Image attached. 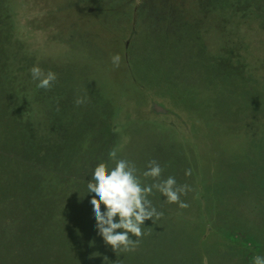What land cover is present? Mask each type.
Instances as JSON below:
<instances>
[{
  "label": "rangeland",
  "instance_id": "obj_1",
  "mask_svg": "<svg viewBox=\"0 0 264 264\" xmlns=\"http://www.w3.org/2000/svg\"><path fill=\"white\" fill-rule=\"evenodd\" d=\"M135 1L139 6L138 2L144 0H0V94L15 101L12 108L19 103L16 110L21 114L27 109L35 114V120L38 116L49 115L52 125L42 127L64 130L59 136L66 139V142L61 141L68 143L64 145L68 149L67 160H64L61 145L58 151L51 150L52 154L55 153L51 157L57 170L52 166L51 171L47 168L49 152L43 141H36L30 151L24 149L23 162L17 160L16 167L21 172L28 168L27 161L35 162L34 167L41 166L43 171L31 176L38 183H51L52 193L39 190L37 204L41 205V199L46 198L50 202L49 208L59 211L57 213L62 216L66 199L64 196L61 200L60 193L73 196L71 193L78 189L79 180L90 177L98 164L112 166L109 151L115 149L121 158L133 161L138 173L146 170L149 161L155 160L163 169L161 179L173 176L178 185L190 186L191 191L181 197L188 207L168 205L171 206L167 210L172 214L171 221L161 220L159 224L146 221L145 234L134 251H113L106 245L108 256L101 258L99 264H152V258L161 259L155 255L158 249L150 252L147 247L157 239L163 247L179 252V255L172 256L173 262L170 259L166 264H251V257L264 255V216L253 222L246 218L251 212L247 209L239 212L233 203L222 198L214 209L207 201L209 214L204 220L199 215V204L194 200L198 173L207 178L209 194L218 189L214 182L220 178L229 179L236 186L264 189L255 165L250 163L251 166L245 167L244 160L239 157L246 151L244 140L247 137H242L245 133L236 128L225 135L227 132L222 133L216 126L215 131L211 129L214 133H207L210 150L202 141L203 134L195 136L200 138L201 151L204 152L203 157L196 159L194 148L189 145H193V141L188 143L183 133L178 135L183 129L178 128V131L173 127L171 117L165 115L154 119L147 111V87L159 95L167 94L161 91L160 80L176 82L177 78L190 84L187 86L189 96L191 93L196 96V88L202 83L200 74L196 73L199 67L209 70L208 75L215 62H232L234 54L238 55L234 59L239 62L236 64H243L244 51L255 43L253 28L243 11L244 3L242 0H152L157 12L148 14L144 10L146 15L143 17L135 12ZM228 5L234 6L227 16L223 9ZM156 14L162 28L165 24L177 25L163 44L156 38ZM14 17L17 22L24 21L25 35L15 28ZM145 25L154 28L147 35L141 34ZM134 29L139 31L135 33ZM114 54L121 56L119 67H114L111 62ZM158 63L161 67L157 66ZM34 65L45 72L57 73L58 79L50 89L37 88L29 71ZM191 67L195 68L192 72ZM238 68L243 69V66ZM11 93L17 96L12 97ZM176 93L180 94L179 91ZM78 98L85 102L77 105ZM185 98L183 96L184 101H189ZM183 106L187 107L186 102ZM257 137L253 133L251 140L256 142ZM37 150L39 153L44 151L45 156L34 154ZM207 151L211 152L210 160L206 158ZM220 151L226 154V157L222 156L223 163L218 154ZM252 152L250 159L255 162V150ZM68 166L72 168L69 175L64 172ZM141 179L144 178L141 176ZM146 182L152 183V180L149 178ZM27 189L34 192L30 185ZM83 197L87 198L79 205L69 203L78 228L83 225L84 217H87L88 224L95 223L89 208L91 196L83 192ZM163 198L155 190L149 197L158 211L164 209L160 201ZM77 227L72 230L73 236L78 234ZM54 233L60 239L55 255L67 264L64 248L66 240L70 239L60 229H55ZM20 247H25L24 242ZM50 254L52 256L53 252ZM27 255L29 253L25 252L24 258ZM160 256L163 257V253ZM29 259L33 258L27 261Z\"/></svg>",
  "mask_w": 264,
  "mask_h": 264
},
{
  "label": "trees",
  "instance_id": "obj_2",
  "mask_svg": "<svg viewBox=\"0 0 264 264\" xmlns=\"http://www.w3.org/2000/svg\"><path fill=\"white\" fill-rule=\"evenodd\" d=\"M242 2L244 3L243 11H245L246 20L253 28L252 34L255 40L254 45L249 49L246 48L244 51L242 57L245 61L242 62L243 64H236L239 63L234 60L236 59L235 57H238L236 54L233 55L234 59H231L232 62H229V60L222 61V63L219 62L220 64H216L215 62V65L211 68V73H208V75L211 76L210 78L207 75L209 70H206L205 67H199L196 73L200 74L199 78H201L202 83L196 88V96H194L193 93L189 96L187 86L190 84L178 81L176 76V82L160 80L159 84L162 86L161 91H165L167 94L159 95L155 92L156 90L147 87L149 89L147 93L149 97L147 111L154 119H158L165 115L171 117L173 120L170 121L172 126H175L178 131V128L183 129V132L178 135L180 136L183 133L182 136L185 135L188 143L193 141V145H189L191 147L193 146V154L196 159L203 157L202 154L204 152L201 151L203 146H201L202 142L200 138L196 139L195 136L201 137L203 134L202 141L206 142V147H209L210 150V140L208 139L207 133L212 132L211 129L215 131L216 126H218L222 133L227 132L225 133L226 135L231 133L233 129L239 128L241 132L245 133L244 135L242 133V137H247L245 138L246 141L244 140L246 143V151L244 150V153L239 157L241 161L244 160L243 164L245 163V167L251 166L250 163L255 165L256 173L258 171V175L261 174L259 179H261L263 185L264 0H242ZM136 5L137 3L135 1V12L137 14H142L143 17L146 15L143 13L144 10L148 14L150 11L157 12L158 10L152 0H144L141 3L138 2L139 6ZM233 6L234 5H228L223 9L227 16L231 12ZM159 12L162 14L164 13L162 11ZM158 18V14H156L154 17L156 21V23H154V28L157 29L155 32L158 42L163 44L165 40L170 37L169 33H173L174 29H176L174 26L177 27V25L171 26L165 24L163 26L164 28H162L163 24H160L161 21H157ZM13 19L15 21V28L25 35L27 28L25 25L23 27L24 21L19 18L20 22H17L16 17ZM17 24L20 25V28ZM248 27L250 29L249 25ZM154 28L150 26L147 28V25H145V30L142 29L141 34L147 35L152 32ZM138 31L139 30L134 29L135 33ZM160 64L161 63H158L157 66L161 67ZM221 65L222 68H220ZM215 66L216 69H214ZM239 66H243V69L238 68ZM194 70L195 68L191 67L190 72ZM15 83L17 84V82ZM17 85L19 86V83ZM4 90L8 92V89ZM166 90H169V92ZM146 91L148 90L146 89ZM176 91H179L180 94L176 93ZM10 96L13 97L17 95L11 93ZM183 96L186 97L185 99L188 98L189 101H184ZM5 98L4 95L1 96L0 94V264H27V262L31 264L32 260L33 264H63L56 256L57 244L60 239L55 235V229L64 231V236L70 239L66 240L65 244L67 246L64 248L66 250L65 257L67 259L66 261H68L67 264H99L101 258L108 256L107 253H105L106 244L97 234L94 225L88 224L87 217H84L83 225H80V228L76 226L77 223L72 218V213H70L73 211L71 210L72 207L70 208L69 206L70 201L73 206H76L79 205L84 198H87H82V194L86 192V189L83 187L86 186L90 177L86 176L79 180L80 184L78 189L76 188V190L73 191L75 194L71 193L73 196L67 195L69 194L67 192L60 193L59 196L61 200L64 196L66 199L63 212L65 214L61 216L57 213L59 211H54V209L49 208L50 202L46 201V198L41 199L43 202H41V205L37 204L39 200V190H49L52 193L50 189L51 183H38L39 181L36 180L34 176H31L34 173L43 171L41 166L34 167L36 164L35 162L27 161L26 163L29 164L28 168L21 172L16 167L17 160H20L21 163L23 162L24 155L22 153H24V149L30 151L31 148H33V144L36 146V141H43V143L48 146V170L51 169V166H54L55 162L51 157V155H55V153L52 154L51 150L58 151L60 145L63 147V152H65L64 160H67L66 150L68 149L65 148L64 145L66 146L68 143H64L66 139H61L59 136L64 130L59 129L56 131L57 128L44 129L43 127L45 125L49 127V125L53 123L49 115L43 118L38 116V119L35 120V114L32 115L31 111L26 109L21 114L16 110L19 103L17 107H15V105L14 108H12V102L14 104L15 101L9 97L7 99ZM6 102L8 104L7 110H5ZM185 102L187 105L186 108L183 106ZM18 112L20 114H18ZM33 121L35 122L33 123ZM176 124H178V126ZM42 129L44 131H41ZM54 131H56V133H54ZM214 131L212 133H214ZM253 133L255 136L258 135V140L256 142L251 140ZM238 136L241 137L239 133ZM61 140H64V142ZM16 146H18L19 149H17ZM254 146L257 148L254 149ZM254 150L256 155L255 162L253 159H250L253 153L252 151ZM38 153L37 150L34 154L38 155ZM218 154L221 156V163L225 162L222 157L226 155L224 151H220ZM39 155L43 156L44 151L41 150ZM210 155L211 152L209 153L207 151L206 158H208V160L211 158ZM66 164L67 162L64 163V167L67 166ZM69 166L67 169H64L65 174L68 175L72 170ZM54 169L57 170L56 168ZM58 172L60 171L58 170ZM198 175L200 176H195L197 191L194 195V200L199 204V207L197 206L200 212L199 215L202 216L204 220L209 214L208 210H206L207 201L210 202V205L214 209L217 206L218 200L222 198H226L229 203H233L232 205L237 207L239 212H243L246 209L251 212L247 214L246 218L253 222L255 220L259 221L260 218L264 216V189H252L249 186L244 187L240 184L236 186L231 183V180L220 178V180L218 179L214 182L215 188L217 187L218 189L212 190L209 194L208 191L210 190L206 188L208 186L207 178H204L199 173ZM24 182L28 184L25 188L23 187L25 185ZM29 185L34 188V192L30 193L28 191L27 188ZM48 194L51 195L50 193ZM53 194L56 196L57 193L55 192ZM234 200H237V202H234ZM160 201L162 203L161 207L164 208L161 209L164 216L156 221L157 224L162 222L161 220H172V214L170 215V213L167 212L172 204L167 203L165 198ZM66 207L68 208L67 212ZM205 222L207 223V221ZM74 227L78 229V234H74L75 236H73L72 232ZM156 241H158V239ZM22 242H24L25 247L21 248ZM155 242L147 247V249H149L150 252L151 250L158 249L155 255L161 260L152 258L151 261H154L152 264H158L157 261L166 264L175 253L179 255V252L174 253V251L168 249L167 246L163 247V243L160 242V240L157 243ZM104 249L105 251H103ZM50 251L53 252L52 256ZM25 252H28L29 255L24 258L23 254ZM161 253H163V257L160 256ZM155 255H151V257ZM19 256H21V259H19ZM182 256L183 255H181V258L184 259ZM28 258L33 259L27 261Z\"/></svg>",
  "mask_w": 264,
  "mask_h": 264
},
{
  "label": "clouds",
  "instance_id": "obj_3",
  "mask_svg": "<svg viewBox=\"0 0 264 264\" xmlns=\"http://www.w3.org/2000/svg\"><path fill=\"white\" fill-rule=\"evenodd\" d=\"M111 62L114 67H119L121 56L114 54ZM29 71L39 89H50L58 79L57 73L51 70L45 72L38 65ZM84 102L83 98L76 100L77 105ZM108 158L112 166L98 164L86 183L87 195L91 196L89 208L95 222L94 228L113 251H134L145 234V222L151 221L153 224L164 216L149 199L154 190L167 203L187 208L188 204L181 197L191 188L186 184L178 185L173 176L161 179L163 169L155 160L149 161L146 170L138 173L135 163L121 158L117 150L109 151ZM149 178L152 183L146 182ZM251 264H264V255L251 257Z\"/></svg>",
  "mask_w": 264,
  "mask_h": 264
}]
</instances>
